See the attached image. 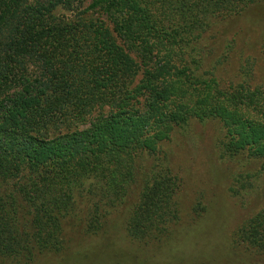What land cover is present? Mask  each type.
<instances>
[{
	"label": "trees",
	"instance_id": "obj_1",
	"mask_svg": "<svg viewBox=\"0 0 264 264\" xmlns=\"http://www.w3.org/2000/svg\"><path fill=\"white\" fill-rule=\"evenodd\" d=\"M60 5L71 7L0 0V264L59 254L66 223L97 236L114 213L132 242H166L181 222L183 182L163 145L190 122L221 126L247 101L264 110L252 101L264 85L222 83L204 44L218 22L262 13L264 0H90L73 18L57 16ZM172 55L181 58L173 69ZM224 123L217 157L262 159L264 169V120H248L239 137ZM250 178L239 172L230 194ZM232 239L263 256L264 210Z\"/></svg>",
	"mask_w": 264,
	"mask_h": 264
},
{
	"label": "rangeland",
	"instance_id": "obj_2",
	"mask_svg": "<svg viewBox=\"0 0 264 264\" xmlns=\"http://www.w3.org/2000/svg\"><path fill=\"white\" fill-rule=\"evenodd\" d=\"M68 1L71 7L58 6L57 16L73 18L90 4V0ZM263 35L264 11L235 22L216 24L204 44L209 52L207 57H216L220 63L216 74L222 77V83L244 79L251 87L264 85V59L259 52ZM165 61L171 69L181 65L179 56L172 55ZM252 101L255 104L262 101L264 105L261 94H255ZM250 104L247 101L234 115L227 112V104L219 107L227 112L223 115L227 135L242 136L249 132L248 120L255 123L264 120V116L259 117L264 110L256 114L250 111ZM108 113L107 108L94 111L88 121ZM221 126L218 121L190 122L162 147L183 182L181 222L166 242L148 245L132 242L125 232L124 216L114 213L97 236H89L81 227L66 223L64 249L59 254L43 255L32 264H264V255L252 256L236 247L232 239L242 221L264 210L262 159L221 161L214 145ZM239 172H248L253 179L245 182L247 189L240 190L239 195H231L229 188Z\"/></svg>",
	"mask_w": 264,
	"mask_h": 264
}]
</instances>
